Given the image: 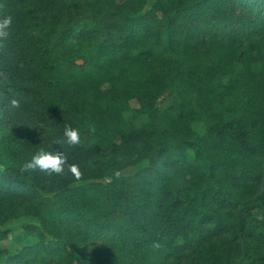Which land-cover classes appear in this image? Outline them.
I'll return each mask as SVG.
<instances>
[{
	"label": "trees",
	"instance_id": "1",
	"mask_svg": "<svg viewBox=\"0 0 264 264\" xmlns=\"http://www.w3.org/2000/svg\"><path fill=\"white\" fill-rule=\"evenodd\" d=\"M0 12V213L39 222L13 232L20 250L0 246V264H264V0H0ZM40 94L81 130L75 146L63 126L51 135L65 158L142 140L151 158L45 190L25 144L7 141L21 98Z\"/></svg>",
	"mask_w": 264,
	"mask_h": 264
},
{
	"label": "rangeland",
	"instance_id": "2",
	"mask_svg": "<svg viewBox=\"0 0 264 264\" xmlns=\"http://www.w3.org/2000/svg\"><path fill=\"white\" fill-rule=\"evenodd\" d=\"M68 9H59L57 12L56 22L59 25L64 26L68 22ZM7 17L3 18L0 12V31L1 25H6ZM230 42V41H228ZM9 98V96H6ZM23 100L22 105L16 108L15 114L11 118L8 126L7 141L11 143H23V153L26 161H29L32 156L41 148L49 147L48 144L51 135H56L60 126L68 124L72 112L67 110L52 111L45 108L43 95H35L33 99L21 98ZM25 100V101H24ZM22 102V101H18ZM30 102V103H29ZM132 105L137 106V102L132 100ZM2 116H0L1 118ZM207 122L193 121L192 125L194 129L204 132L207 130ZM1 139V133H0ZM22 146V144H18ZM29 147H26V146ZM149 142L142 140L138 143H132L127 148L121 150H100L94 152V154L87 155L85 152L77 150L69 158H66L65 169L62 174H49L46 171L35 169L37 171L38 179L46 190L58 187L61 184H83L102 181L108 182L109 176L106 175L105 167L111 166L118 158L131 155L134 156L135 161L131 163L127 168L123 169L124 174H131L135 171L136 163L148 161L151 158V154L148 152ZM23 156L22 154H20ZM76 164L79 167L80 175L76 176L70 171L71 165ZM133 192L139 193L137 189H133L130 195L133 196ZM111 216V214H107ZM30 223H39L35 217L24 215L20 217H8L5 213H0V225L4 228H10L7 239L0 241V246L8 249L15 250L21 249V245L18 242V237L13 235L14 231H21L25 226ZM35 241V237L31 238ZM34 264H54L53 261L47 256H41Z\"/></svg>",
	"mask_w": 264,
	"mask_h": 264
},
{
	"label": "clouds",
	"instance_id": "3",
	"mask_svg": "<svg viewBox=\"0 0 264 264\" xmlns=\"http://www.w3.org/2000/svg\"><path fill=\"white\" fill-rule=\"evenodd\" d=\"M64 142L68 145H78L81 142V130L79 127H73L70 124L66 125L63 129ZM61 144V141H54ZM62 149V147H61ZM66 158L63 150H57L53 147V143L45 148L41 147L32 158L24 164V168L27 169H39L46 171L49 174H62L65 169ZM70 171L76 176L80 175L79 167L76 164H72Z\"/></svg>",
	"mask_w": 264,
	"mask_h": 264
}]
</instances>
